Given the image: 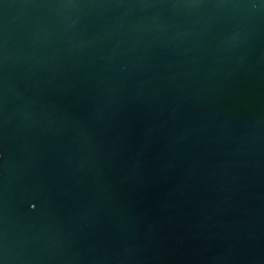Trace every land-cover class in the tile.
<instances>
[{"label":"water","instance_id":"obj_1","mask_svg":"<svg viewBox=\"0 0 264 264\" xmlns=\"http://www.w3.org/2000/svg\"><path fill=\"white\" fill-rule=\"evenodd\" d=\"M0 264H264V0H0Z\"/></svg>","mask_w":264,"mask_h":264}]
</instances>
